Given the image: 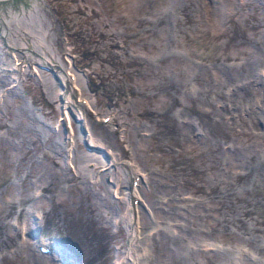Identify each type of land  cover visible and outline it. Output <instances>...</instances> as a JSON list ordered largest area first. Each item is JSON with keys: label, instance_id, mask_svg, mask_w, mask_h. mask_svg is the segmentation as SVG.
Returning a JSON list of instances; mask_svg holds the SVG:
<instances>
[{"label": "rangeland", "instance_id": "rangeland-1", "mask_svg": "<svg viewBox=\"0 0 264 264\" xmlns=\"http://www.w3.org/2000/svg\"><path fill=\"white\" fill-rule=\"evenodd\" d=\"M40 2L0 36V264H120L132 176L139 264H264V0Z\"/></svg>", "mask_w": 264, "mask_h": 264}, {"label": "bare ground", "instance_id": "bare-ground-1", "mask_svg": "<svg viewBox=\"0 0 264 264\" xmlns=\"http://www.w3.org/2000/svg\"><path fill=\"white\" fill-rule=\"evenodd\" d=\"M23 2V4L22 3H19V2ZM41 0H17V1H15V0H0V33H4V35H6V38L8 39V33H10L11 31H12V21H14V19H16V18H21V16H25V15H27V14H30V11H34V9H36V7L38 6V4L39 3H41L40 2ZM210 1H212V0H210ZM232 0H214V4H215V6L213 5V12H215L216 10H220V8L221 9H223V7H225V5H227L229 2H231ZM16 2V3H15ZM12 4V5H11ZM221 4V5H220ZM223 6V7H222ZM8 7V8H7ZM31 8V9H30ZM1 28H2V30H1ZM6 32H7V34H6ZM10 45V44H9ZM11 47H13L12 45H10ZM21 49H24V48H21ZM48 57V56H47ZM49 59V58H48ZM42 63H44V62H42ZM45 64V63H44ZM50 64V63H49ZM51 65V67H52V69H57V66H56V64H50ZM49 65V66H50ZM61 67V66H60ZM70 69H68L69 71L68 72H66L65 70L63 71V76L65 75V73H68V78H70V80H68V78H64V77H62L61 76V83H62V87L59 89V93L60 92H62L61 90L62 89H64V92H63V95L62 96H60L61 98H62V102L63 103H69V102H71V103H73V99H72V97H74L75 96V92H77L78 91V89H77V91H74L73 92V90H75L76 88H79V89H81V82H83L82 81V77L80 76L81 75V73L80 72H78V68L77 67H75V64L73 65V66H70L69 67ZM61 69V68H60ZM65 69H67V68H65ZM251 68H248V69H246V71H244L242 74V76H246V73H247V71L249 72V70H250ZM41 70V69H40ZM39 70V71H40ZM63 70V69H62ZM65 72V73H64ZM83 72V71H82ZM242 72V71H241ZM2 74V73H1ZM54 74H55V72H54ZM240 74V73H239ZM248 75V74H247ZM59 76V75H58ZM65 77H66V75H65ZM72 77L74 78V81L72 80ZM244 77H243V79H244ZM57 78V77H56ZM55 79V78H54ZM85 79V78H84ZM240 83V82H239ZM238 83V84H239ZM83 84V83H82ZM263 84V82L261 83V85ZM257 84H255V86H256ZM260 85V86H261ZM259 86V87H260ZM72 88H73V90H72ZM84 88V87H83ZM253 88H254V86L253 85H251V83H248V80H247V82H243L242 83V85L240 84V86H238V88H236L235 89V91H234V96H236V97H238L239 98V96H241L242 97V95L243 94H246L247 95V93H248V91H251V90H253ZM257 89V88H256ZM260 89V88H259ZM263 89V88H262ZM254 91V90H253ZM81 92V91H80ZM255 92V91H254ZM256 92H258V91H256ZM58 93V94H59ZM82 93V92H81ZM83 95V94H82ZM255 95V94H254ZM54 101V100H53ZM81 103V102H80ZM74 105L77 107L76 108V111L77 112H75V114H76V116H78V118H80V117H84L82 120V125L84 126V129H86V125H85V122H86V117H85V109H83V106H81V105H79L78 103L76 104L75 102H74ZM64 107H66V105L64 106ZM66 111V110H65ZM262 111V114H261V116H260V118L258 119V121L259 122H261L260 124H263V126H264V108L261 110ZM258 112V111H257ZM71 113V112H70ZM77 113L79 114V115H77ZM253 117V116H252ZM77 118V119H78ZM254 118V117H253ZM263 128V127H262ZM259 129V128H258ZM85 137L86 138H88V136H89V134H88V130L87 131H85ZM89 139V138H88ZM91 149H93V148H91ZM102 150V149H101ZM102 152L104 153V150H102ZM243 153V152H242ZM107 156V158L109 157H111V159H112V161H114V160H116V161H118L117 160V157H112V156H110V154H109V152L108 153H104V157L106 158V156ZM128 165V164H127ZM130 166V165H129ZM254 166L256 167V172H257V174L258 175H264V161L263 162H260V163H256V164H254ZM129 173H131V170H129ZM134 173H132V175H133ZM136 175V174H135ZM131 178H134L133 179V181H136V178H135V176L133 177H131ZM133 181H131V184H132V186H131V188H132V190L133 191H131V194H130V196L132 197V198H140L139 197V192H138V190H139V188L137 187L138 186V183L136 184V185H134V183H133ZM131 188H129L130 190H131ZM129 190V191H130ZM131 199V198H130ZM129 199V200H130ZM140 200V199H139ZM127 203H129V202H127ZM105 206L107 207V208H109V207H111V205L109 204V202H106L105 203ZM133 209V216L131 215V219H130V225H129V229H128V233H129V236L128 237H131V240H129V243H127L126 244V246H124V249L121 251V260H119V263L120 264H139V263H141V258H142V256H141V253L143 252V251H138L137 252V250H138V245L136 246V244H137V242H138V238H139V236H140V227H139V225H140V222H139V220H138V214H137V212L135 211L134 212V210H137L138 208H139V206H135L134 204H133V207H132ZM38 230H39V228H38ZM141 237V236H140ZM61 251H64L63 249H61ZM49 253V252H48ZM47 253V255H49ZM51 253V252H50ZM63 253V252H62ZM64 254V253H63ZM50 255H52V253L50 254ZM55 256H58V257H60V255H58L56 252H55V254H54ZM65 256H67L68 258H71V263H75V258L73 259L72 258V256H68V254H64ZM43 256V255H42ZM44 258H46V257H48V256H46V254H45V256H43ZM57 257V258H58ZM43 258V259H44ZM60 261H62L61 259H60ZM62 263H65L64 261H62ZM70 263V264H71ZM66 264V263H65ZM143 264V263H142Z\"/></svg>", "mask_w": 264, "mask_h": 264}, {"label": "water", "instance_id": "water-1", "mask_svg": "<svg viewBox=\"0 0 264 264\" xmlns=\"http://www.w3.org/2000/svg\"><path fill=\"white\" fill-rule=\"evenodd\" d=\"M0 36H2V38H3V41H4V44L5 45H7L8 47H11L10 45H8V40H6L7 38H6V35H4V33H0ZM85 144L87 145V146H89L90 148L92 147V148H94L95 150H99L100 148H97L96 146H90V144H88V142H87V140L85 139Z\"/></svg>", "mask_w": 264, "mask_h": 264}]
</instances>
